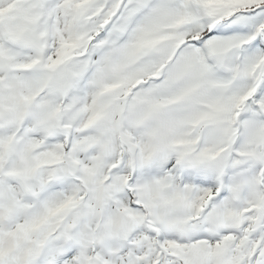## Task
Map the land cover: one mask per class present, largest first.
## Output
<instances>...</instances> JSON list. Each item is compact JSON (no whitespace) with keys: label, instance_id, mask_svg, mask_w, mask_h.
Returning <instances> with one entry per match:
<instances>
[{"label":"snow or ice","instance_id":"6c2138e0","mask_svg":"<svg viewBox=\"0 0 264 264\" xmlns=\"http://www.w3.org/2000/svg\"><path fill=\"white\" fill-rule=\"evenodd\" d=\"M0 264H264V0H0Z\"/></svg>","mask_w":264,"mask_h":264}]
</instances>
